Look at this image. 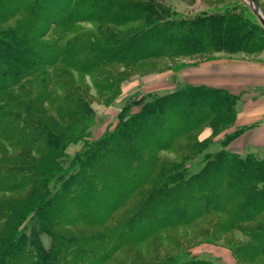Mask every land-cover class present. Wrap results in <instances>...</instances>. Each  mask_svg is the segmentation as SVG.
<instances>
[{
  "label": "trees",
  "instance_id": "obj_1",
  "mask_svg": "<svg viewBox=\"0 0 264 264\" xmlns=\"http://www.w3.org/2000/svg\"><path fill=\"white\" fill-rule=\"evenodd\" d=\"M49 1L0 28V264H215L161 256L165 240L144 244L197 221L202 234L244 236L231 246L239 262L264 257V157L227 148L238 130L213 151L211 139L199 140L205 126L215 135L230 127L235 95L185 83L132 99L97 139L90 131L91 103L113 104L124 80L160 60L259 54L264 28L255 15L247 7L255 22L229 8L176 18L152 2ZM13 2L0 1V23ZM89 10L92 26L78 29ZM51 24L61 31L47 38ZM78 141L83 147L64 164ZM170 150L173 158L164 155Z\"/></svg>",
  "mask_w": 264,
  "mask_h": 264
},
{
  "label": "crops",
  "instance_id": "obj_2",
  "mask_svg": "<svg viewBox=\"0 0 264 264\" xmlns=\"http://www.w3.org/2000/svg\"><path fill=\"white\" fill-rule=\"evenodd\" d=\"M161 61L156 69L132 74L124 80L114 103L124 101L137 91L141 93L139 96L148 92L162 94L185 83L225 89L237 97L233 123L216 135L211 127L205 126L199 140L211 139V146L217 148L226 134L238 130L227 148L239 154L253 152L264 157V50L256 55L213 51L177 58L165 68L160 67ZM144 83L148 87L146 93L142 92Z\"/></svg>",
  "mask_w": 264,
  "mask_h": 264
},
{
  "label": "rangeland",
  "instance_id": "obj_3",
  "mask_svg": "<svg viewBox=\"0 0 264 264\" xmlns=\"http://www.w3.org/2000/svg\"><path fill=\"white\" fill-rule=\"evenodd\" d=\"M2 1V0H0ZM45 2V0H43ZM49 1V0H48ZM66 0H50L52 4H62ZM76 0H67V2L75 3ZM135 2H147V3H156L160 5L163 9L168 10L169 13L174 12V16L176 18L183 17H192L201 12H214L219 9L229 8L234 9L237 12L242 13L249 21L255 22L256 19L253 16V12L248 6L247 0H129ZM33 2H37V0H14L11 3V12L2 16V23H0V28L8 29L14 27L17 21L23 16H25V9L28 6H32ZM259 10L261 14L264 16V0H258ZM251 11V14L249 10ZM54 12V13H53ZM58 14L55 10L52 11V14ZM96 11L89 10L87 13H82L79 17L76 18L78 20V24L76 27L78 29H86L92 26V23L87 21L89 19L88 14H95ZM51 29L47 33V38L58 35L61 31V27H58L55 24H51ZM68 35H64V40H66ZM263 51V50H262ZM261 51V52H262ZM177 59H163L160 62V67L165 68L168 65H172ZM180 67V66H178ZM89 80V79H88ZM179 86H182L180 84ZM139 92V93H138ZM142 92H148V87H146L145 83L143 84ZM151 93V92H148ZM148 93L144 94L141 97L145 100L149 97L146 96ZM140 91H137L135 94L127 97L124 101L119 103H113L112 106H106L98 101H93L91 106L94 110V122L90 127L91 138L97 139L102 136L105 132L112 129L119 120L118 114L121 111V108L124 105L129 104L132 99H136L140 97ZM129 98V99H128ZM139 107L137 104L132 106V111L137 110ZM84 142H71L66 147L65 153L66 157L63 159L64 164L72 158L75 153L83 147ZM208 150H212L216 147H212L210 144L205 146ZM203 153L194 155L192 160L187 163L189 167V171H194L198 168V165L202 161ZM164 155L167 157H172L173 154L170 151L165 152ZM202 222L197 221L188 226L175 227L163 230L162 232L155 235V238L152 242L150 239L145 241V245L152 244L153 246L159 243V240H165L166 242H162L158 249L160 248V255H170L179 258V261H183L188 258H198L204 260H210L215 264H247L244 262H239L235 256V254L231 250L232 243L235 239H237L240 234L234 233V239L231 240L230 233L221 234L213 236L212 233L208 230L205 234H202L201 231ZM240 238L245 240L244 236H240ZM159 239V240H158ZM41 243L45 248L50 246L51 238L46 233L40 234ZM156 240V241H155ZM236 242V241H234ZM169 243L170 245H168ZM237 243V242H236ZM143 244V245H144ZM135 246V245H134ZM152 246V247H153ZM149 247V246H148ZM133 249V248H131ZM132 252L134 250H131ZM131 252V253H132ZM254 264H264V257L259 256Z\"/></svg>",
  "mask_w": 264,
  "mask_h": 264
},
{
  "label": "water",
  "instance_id": "obj_4",
  "mask_svg": "<svg viewBox=\"0 0 264 264\" xmlns=\"http://www.w3.org/2000/svg\"><path fill=\"white\" fill-rule=\"evenodd\" d=\"M248 6L259 21L260 25L264 28V16L259 10L258 0H247Z\"/></svg>",
  "mask_w": 264,
  "mask_h": 264
}]
</instances>
